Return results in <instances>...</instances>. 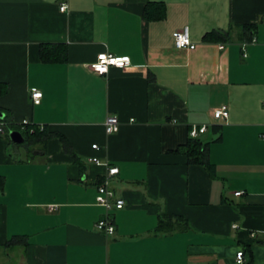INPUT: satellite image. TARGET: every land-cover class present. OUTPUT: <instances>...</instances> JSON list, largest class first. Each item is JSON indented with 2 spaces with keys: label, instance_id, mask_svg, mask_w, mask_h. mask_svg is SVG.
<instances>
[{
  "label": "crops",
  "instance_id": "1",
  "mask_svg": "<svg viewBox=\"0 0 264 264\" xmlns=\"http://www.w3.org/2000/svg\"><path fill=\"white\" fill-rule=\"evenodd\" d=\"M183 27L194 50L174 46ZM42 44L64 45L65 61L42 63ZM102 53L130 66L98 76ZM0 84V122L51 134L31 149L0 135V264H237L238 251L264 264V0H0ZM222 106L228 119H212ZM194 125L214 178L176 152ZM92 159L118 169L111 236L95 228L106 167ZM162 215L175 231L157 230Z\"/></svg>",
  "mask_w": 264,
  "mask_h": 264
},
{
  "label": "built area",
  "instance_id": "2",
  "mask_svg": "<svg viewBox=\"0 0 264 264\" xmlns=\"http://www.w3.org/2000/svg\"><path fill=\"white\" fill-rule=\"evenodd\" d=\"M67 6L62 4L59 8L61 12L65 11ZM174 46L176 49H186L194 50L195 44L192 43L189 34V27H183L179 30H176L173 33ZM253 42H255L253 40ZM244 50V49H243ZM103 57V59H101ZM245 58V53L243 54ZM130 66V60L127 57H115L107 53L99 54L96 58V61L91 63L88 68L94 74L98 76H105L110 68L117 69H126ZM30 96L33 104H39L42 97V93L37 89L30 90ZM264 105V104H263ZM210 116L214 120L226 121L228 119V110L226 106L221 108L214 109L210 112ZM5 122H0V135L6 134L5 131ZM27 125H30L27 120H23L20 124V127L23 128ZM207 126H191L189 130L190 138H197L200 134H203L206 131ZM119 129V121L114 116H108L104 123V130L106 135L114 134ZM262 139L264 140V133L261 134ZM92 149H97L96 145L92 146ZM91 162L94 164H100L97 159H92ZM106 167V173L102 177L100 183L97 185V196L95 198V203L102 207L105 211L103 218L98 220L95 224V228L102 232L106 236H111L115 232V226L113 220L110 217V213L113 210H120L124 206V201L122 199H116L114 191L111 189L110 180L113 176L118 174V169L113 166H107V164H100ZM241 193H235L236 196H239ZM55 206H48V210L51 212L55 210ZM235 260L237 264H243L244 262V253L243 251H238L235 255Z\"/></svg>",
  "mask_w": 264,
  "mask_h": 264
},
{
  "label": "trees",
  "instance_id": "3",
  "mask_svg": "<svg viewBox=\"0 0 264 264\" xmlns=\"http://www.w3.org/2000/svg\"><path fill=\"white\" fill-rule=\"evenodd\" d=\"M155 8L152 10V8ZM143 15L146 18L152 20H160L163 18V6L160 3H149L144 11ZM212 33L207 34L204 39H209ZM39 59L44 64L51 63H62L66 59V47L61 44L52 45V44H42L39 48ZM7 93V86L4 84H0V96L5 95ZM4 121L7 123L5 125L6 133L10 131H18L24 137V143L21 146L25 148H30L35 146L36 144L45 145L46 140L51 136L45 128L40 129L35 125H27L23 128L20 126L13 125L7 116L4 117ZM215 132L220 131L219 126H214ZM8 138V136L6 135ZM9 140V138H8ZM220 137L216 140L219 141ZM10 141V140H9ZM64 142V147L67 148V145ZM176 152H180L182 155L186 157V162L188 165H198L203 167L211 177L216 176L215 167L209 161L208 156V143L202 142L198 137L197 138H188L185 145L178 148ZM4 187V179L0 176V192ZM173 216L170 215H162L158 219V228L157 230H161L163 233H172L176 230L175 223L173 222ZM23 236H14L7 244L14 245L23 243Z\"/></svg>",
  "mask_w": 264,
  "mask_h": 264
},
{
  "label": "water",
  "instance_id": "4",
  "mask_svg": "<svg viewBox=\"0 0 264 264\" xmlns=\"http://www.w3.org/2000/svg\"><path fill=\"white\" fill-rule=\"evenodd\" d=\"M8 138L12 144L22 145L24 143V137L18 131H10L8 133ZM34 155H37L38 152H33Z\"/></svg>",
  "mask_w": 264,
  "mask_h": 264
},
{
  "label": "rangeland",
  "instance_id": "5",
  "mask_svg": "<svg viewBox=\"0 0 264 264\" xmlns=\"http://www.w3.org/2000/svg\"><path fill=\"white\" fill-rule=\"evenodd\" d=\"M24 148V146H22Z\"/></svg>",
  "mask_w": 264,
  "mask_h": 264
},
{
  "label": "snow or ice",
  "instance_id": "6",
  "mask_svg": "<svg viewBox=\"0 0 264 264\" xmlns=\"http://www.w3.org/2000/svg\"><path fill=\"white\" fill-rule=\"evenodd\" d=\"M101 59H103V57Z\"/></svg>",
  "mask_w": 264,
  "mask_h": 264
}]
</instances>
